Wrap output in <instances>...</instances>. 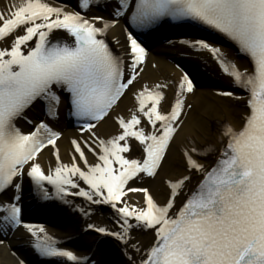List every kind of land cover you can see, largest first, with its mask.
I'll list each match as a JSON object with an SVG mask.
<instances>
[{
  "label": "snow or ice",
  "instance_id": "snow-or-ice-1",
  "mask_svg": "<svg viewBox=\"0 0 264 264\" xmlns=\"http://www.w3.org/2000/svg\"><path fill=\"white\" fill-rule=\"evenodd\" d=\"M93 6H100L98 0H80L81 11L69 12L47 0H24L7 13L0 11V195L12 193L8 201L0 202V230L23 226L35 238L34 248L42 257L85 264L58 247L60 242L43 226L23 221L21 197L27 177L42 199L68 203L67 197L78 196L111 206L122 231L93 230L114 236L126 249L131 244L140 256L138 260L128 256V264H264V0H115L114 5L106 0L111 19L82 14ZM119 18L141 33L165 18L199 23L234 41L254 67L251 74L241 71L219 47L203 39L181 41L211 54L234 86L248 93L250 111L241 130L224 126L227 145L210 171L194 158L207 152L194 142L185 150L187 167L205 178L178 211H173L176 199L190 176L168 182L170 200L163 206L148 188L129 187V182L158 175L190 107L186 94L194 91V84L188 73L182 75L170 112L161 111L168 85L160 83L153 89L145 85L136 96L139 107L131 119L116 118L121 134L106 140L94 131L136 81L146 58L139 35L128 31L132 62L126 79L123 58L104 39ZM58 31L72 42L54 41ZM58 91L68 94L70 114L83 120V130L89 133L88 140L72 141L76 155L71 164L61 160L57 147L61 133L47 123L40 122L28 134L17 127L37 102H43L47 115L55 118L61 103ZM219 94L241 99L232 92ZM142 120L150 131L141 126ZM132 141L141 147L142 159L125 155L132 152ZM49 146L57 166L46 174L38 157ZM86 150L99 163L90 165ZM45 185L52 186L54 194ZM129 192L143 193L146 207L125 204ZM138 227L154 230L157 237L146 252L132 242V231Z\"/></svg>",
  "mask_w": 264,
  "mask_h": 264
},
{
  "label": "bare ground",
  "instance_id": "bare-ground-1",
  "mask_svg": "<svg viewBox=\"0 0 264 264\" xmlns=\"http://www.w3.org/2000/svg\"><path fill=\"white\" fill-rule=\"evenodd\" d=\"M24 0H0V11L11 10L14 5L22 4ZM55 7H62L66 11L75 12L80 11L78 5L57 3L54 0H47ZM106 0H104L105 7ZM112 4L115 1L112 0ZM72 5V6H71ZM112 8L109 6L105 12H97L96 10L88 11L85 14L88 18L93 16H102L105 19H111L110 12ZM97 26H101L99 23ZM128 23H125L123 18H119L118 23L108 30L106 39L112 46L117 55L123 58L125 78L131 72V57L129 56L128 43L125 37V30ZM180 34V33H178ZM171 37L170 40L163 43L162 46L157 47L154 51L146 52L147 57L144 63L140 66L142 71H139L136 81L129 89L125 90V94L110 112L109 116L104 121L97 125V135L101 139H111L113 136L121 134V129L116 123L118 116L126 120H130L132 115L136 113L139 107L136 96L143 91V87L147 85L149 89H153L155 85L163 83L167 84L165 88V101L161 104V111L165 114L170 112L175 102L177 87L181 81L183 73L186 71L178 64V60L182 59L183 63L190 69L193 76L197 77L196 88L194 91L186 94L185 114L182 115L183 123L179 126L177 134L169 148L162 166L158 170V175L155 178L147 177L146 175L141 180L129 182V187H146L149 189L153 198L161 206L166 205L170 200L171 189L168 182H178L188 176L191 179L187 182L185 187L181 190V194L177 197L173 211H178L183 207L184 203L191 197L196 188L204 180L205 174L198 171L190 170L186 164L185 150L195 143L196 147L201 151L207 152V155L198 156L194 154V158L203 165L206 171H210L221 158V154L226 148L227 137L223 135V128L225 125H231L236 130H241L245 124V118L249 114L247 107L248 93L244 90L234 86L233 79H226V74L223 72L218 62L206 51H198L189 45L181 43L183 40L195 41L203 38H193L187 35H180ZM53 40H62L69 43L72 38L63 31H58L53 34ZM204 40V39H203ZM207 41V40H205ZM209 44L219 47L225 56L235 62L241 71H247L251 74L254 71L253 64L249 58L243 56L240 51L229 48L225 49L207 41ZM2 46V45H0ZM241 56L243 58H241ZM187 73V72H186ZM194 84V83H193ZM232 92L234 96H239L241 99L237 100L233 97L222 96L219 93ZM42 102H37L25 113V118L17 121V127L24 134L31 132L33 126H37L40 122L47 123L54 131L61 133L60 139L57 141V147L60 150L61 160L65 164L73 163L72 157L76 155L73 151L72 141H85L89 139V133L83 129H69L66 126V115H69L65 106V102L59 105L56 117L49 121V116L44 113ZM31 121V123H29ZM51 122V123H50ZM142 127L146 131H150V126L147 125L146 120H142ZM123 143V142H122ZM83 146V145H82ZM211 149V151H209ZM86 155L90 165L99 163L97 157L86 150ZM129 158L142 159L143 153L138 142L132 141V152L125 154ZM42 167H44L46 174H50L57 166L54 149L52 146L45 149L38 157ZM79 160V158H77ZM81 167L85 166L81 163ZM82 187H86L81 182ZM50 193L54 194V189L50 185H45ZM27 190V191H26ZM26 191V192H25ZM25 192V196L24 193ZM12 195L9 192L0 200L6 202ZM28 195V196H27ZM25 197V198H23ZM42 199L38 195L34 185L30 183V179L25 177L23 182V191L21 203H27L30 199ZM68 203L56 199L61 206L65 207L63 214H58L56 218L51 219L48 227L41 224H34L43 226L47 234L53 239L59 241L58 247L73 252L67 249L68 241L78 238L76 242H71L74 249L78 250L79 245L83 247L79 252L74 251L81 260L88 259L86 264H128V256L135 255L139 259L140 254H135L131 248V244L126 249L121 241L114 236H109L110 239L117 241L114 245H107L106 248L99 245L102 237H106L100 232L94 231L93 228H104L110 232H120L122 229L119 226V216L115 210L106 204H99V208L104 209V222L98 219L95 215L94 206L82 197L69 196L66 198ZM123 202L133 208L146 207L143 193L129 192L123 198ZM88 208L83 211L81 207ZM102 206V207H100ZM56 210V209H55ZM2 215V214H0ZM136 223V222H133ZM89 227L94 232L89 233ZM12 230L10 227L8 230ZM6 230V231H8ZM5 232V230H1ZM43 238V234H41ZM154 230L143 228H135L132 231V242L138 245L144 252L151 246H154L156 240ZM11 240L15 243L10 244L5 239H0V264H25V259L32 258L33 254H38L34 248L35 238L23 227H15L12 230ZM9 241V240H8ZM70 244V243H69ZM79 244V245H78ZM78 245V246H77ZM13 247H20V250L13 249ZM78 247V248H77ZM32 262H35L32 259ZM65 263H71L64 260ZM72 264V263H71Z\"/></svg>",
  "mask_w": 264,
  "mask_h": 264
},
{
  "label": "rangeland",
  "instance_id": "rangeland-1",
  "mask_svg": "<svg viewBox=\"0 0 264 264\" xmlns=\"http://www.w3.org/2000/svg\"><path fill=\"white\" fill-rule=\"evenodd\" d=\"M96 210H97V214L99 215V216H102L103 218H104V209L103 208H99V206H97L96 207ZM71 242H74V241H71ZM71 242H70V244L68 245L70 248H72L73 250H76V249H74V247L72 246V244H71ZM117 243V241H114L113 239H107V240H104V241H102V242H100V244L99 245H102V247H105L106 248V246L107 245H112V244H116ZM79 245V244H78ZM77 245V246H78ZM116 246V245H115ZM78 248V247H77ZM81 248L83 249V247L82 246H80L79 245V249L78 250H81ZM77 251V250H76Z\"/></svg>",
  "mask_w": 264,
  "mask_h": 264
}]
</instances>
